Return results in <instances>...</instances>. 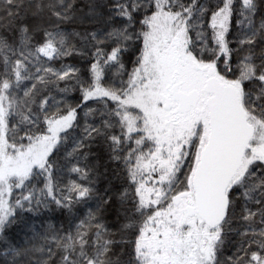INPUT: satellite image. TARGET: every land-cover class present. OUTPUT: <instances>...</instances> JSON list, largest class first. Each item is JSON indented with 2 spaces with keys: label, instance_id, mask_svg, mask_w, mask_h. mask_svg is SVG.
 <instances>
[{
  "label": "snow or ice",
  "instance_id": "1",
  "mask_svg": "<svg viewBox=\"0 0 264 264\" xmlns=\"http://www.w3.org/2000/svg\"><path fill=\"white\" fill-rule=\"evenodd\" d=\"M0 264H264V0H0Z\"/></svg>",
  "mask_w": 264,
  "mask_h": 264
},
{
  "label": "trees",
  "instance_id": "2",
  "mask_svg": "<svg viewBox=\"0 0 264 264\" xmlns=\"http://www.w3.org/2000/svg\"><path fill=\"white\" fill-rule=\"evenodd\" d=\"M68 63L77 64V61L72 60V59H69V60H68ZM77 66H79V65L77 64ZM61 219H62V218L59 217L58 215L53 217V220H54L55 222H59Z\"/></svg>",
  "mask_w": 264,
  "mask_h": 264
}]
</instances>
